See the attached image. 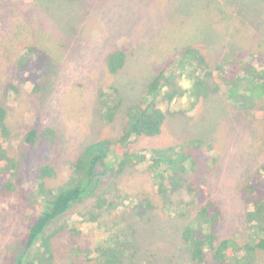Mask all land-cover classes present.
I'll use <instances>...</instances> for the list:
<instances>
[{"label":"rangeland","instance_id":"374dc122","mask_svg":"<svg viewBox=\"0 0 264 264\" xmlns=\"http://www.w3.org/2000/svg\"><path fill=\"white\" fill-rule=\"evenodd\" d=\"M189 47L207 63L197 54L182 58ZM117 50L125 61L113 73L108 57ZM163 68L184 94L163 105L171 113L160 134L130 138L131 157L120 165L125 154L114 150L129 127L127 108ZM199 77L208 86L201 96ZM101 91L111 106L122 98L108 121ZM0 105L10 128L3 144L21 175L0 195V264H43L35 254L20 263L28 231L70 180L82 149L103 138L113 150L90 190L40 238L53 252L45 264H98V248L116 242L125 252L120 264H198L183 230L204 198L191 188L202 183L221 208L217 240L239 246L223 260L208 246L199 264H264V249L251 246L259 234L248 219L255 201L245 195L254 181L251 199L264 197V0H0ZM44 127L56 144L25 150L28 131ZM168 147L175 157L191 151L192 160L153 172L152 150ZM44 164L54 172L38 179Z\"/></svg>","mask_w":264,"mask_h":264},{"label":"trees","instance_id":"16d2710c","mask_svg":"<svg viewBox=\"0 0 264 264\" xmlns=\"http://www.w3.org/2000/svg\"><path fill=\"white\" fill-rule=\"evenodd\" d=\"M195 54L198 55L201 62L207 63L204 57L193 47L186 48L181 57L185 58V55L194 56ZM124 59L125 54L122 50L112 52L108 57L110 72L115 73L119 70L125 61ZM211 74H214V72L211 71ZM172 79V77L170 78V76L166 74V69L163 68L150 81L144 96L138 102L127 108L129 127L115 143L116 149L114 150L117 154H125V158L119 162L120 165H124L131 157V153L127 151V143L130 142V138L133 135L154 136L162 132L167 116L171 113V111H168L163 105L172 102L179 95L183 96L184 94L180 92V84L177 82L178 85H175ZM198 79L199 82L197 84H199L201 88L197 89V95L201 96L206 94L208 86L200 77ZM204 87L206 88L202 89ZM111 89L119 94L118 88L112 87ZM192 94L196 96V92ZM100 95L102 102V118L107 121L113 119L115 116V109L121 105L122 98L119 96L117 103L111 106L106 99L107 92L101 91ZM261 98L262 95L259 94L254 96V99ZM6 120L7 110L4 106L0 105V195L11 192L15 187L16 176H21L20 174L17 175L16 172L18 163L14 158H11L3 144V141L10 133V128ZM41 141H47L46 144L49 146L56 144V134L52 127H44L42 129L31 128L24 138L23 143L25 150L33 148ZM112 150L113 141L108 138L93 141L82 149L78 157L72 162L70 180L62 186L56 194L46 199L44 208L37 216L35 222L31 225L25 243L26 252L20 257V263L24 262L25 258L27 259L31 254L37 255L43 264L51 262L53 252L50 250L49 238L45 237L40 241L44 230L51 222L65 214L76 201L82 199L86 195L93 185L96 167L98 164L106 162ZM172 151H175L173 147L153 149L151 155L153 159L152 171L155 166L160 167L164 165L167 168L172 167L177 161H180L184 167V162L191 151H184L181 154L178 153L176 157L173 156L174 152ZM145 157L146 155L142 154L138 160L142 158L146 160L147 157ZM53 172L52 166L44 164L39 168V176L37 177L38 179H43L44 177L52 175ZM162 176L160 171L154 173L157 182L156 190L161 193L165 190ZM259 179L263 182L264 177L261 175ZM254 184L255 182L252 181L245 187L247 188V194H245L247 199L255 201L254 209L248 212V219L257 227L259 233L253 239L251 246L254 249H264V204L262 203L264 197L260 196L254 200L251 199L252 196L258 195ZM201 185L199 189L191 188L196 197L203 194L204 198H202L203 201L201 200L199 204L193 221L183 230V238L188 244L191 259L198 264L205 261L208 246L211 248L213 257L216 260L225 259L227 255L234 252L235 247L239 246L232 244L234 241L231 239L217 240L215 228L220 220L221 208L214 199L208 198L209 193L205 184L202 183ZM40 187L41 189L44 187L43 182L40 183ZM105 202L106 199L101 197L96 203V206L103 207ZM38 241L41 243L39 247L36 248V243ZM121 245V243L116 242V244L112 246L108 243L99 247L100 256L98 258V264H120L125 254ZM35 248V252H29Z\"/></svg>","mask_w":264,"mask_h":264}]
</instances>
